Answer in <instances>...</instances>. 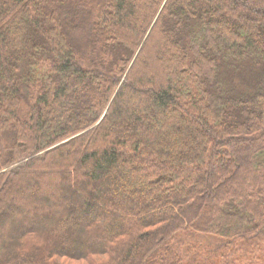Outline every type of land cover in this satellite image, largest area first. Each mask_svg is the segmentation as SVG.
I'll return each mask as SVG.
<instances>
[{"label":"trees","instance_id":"16d2710c","mask_svg":"<svg viewBox=\"0 0 264 264\" xmlns=\"http://www.w3.org/2000/svg\"><path fill=\"white\" fill-rule=\"evenodd\" d=\"M263 251L264 0H0V264Z\"/></svg>","mask_w":264,"mask_h":264},{"label":"rangeland","instance_id":"374dc122","mask_svg":"<svg viewBox=\"0 0 264 264\" xmlns=\"http://www.w3.org/2000/svg\"><path fill=\"white\" fill-rule=\"evenodd\" d=\"M262 254L264 255V251L262 252ZM63 264H83V263L82 262H76V261H67V260H64L63 261Z\"/></svg>","mask_w":264,"mask_h":264}]
</instances>
